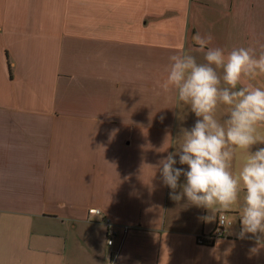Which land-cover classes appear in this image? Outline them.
<instances>
[{
  "label": "crops",
  "instance_id": "0c3cea01",
  "mask_svg": "<svg viewBox=\"0 0 264 264\" xmlns=\"http://www.w3.org/2000/svg\"><path fill=\"white\" fill-rule=\"evenodd\" d=\"M196 33L258 56L264 0H0V264H264L239 238L243 191L211 212L163 182L197 117L160 84L171 55L204 62Z\"/></svg>",
  "mask_w": 264,
  "mask_h": 264
},
{
  "label": "clouds",
  "instance_id": "9594fccd",
  "mask_svg": "<svg viewBox=\"0 0 264 264\" xmlns=\"http://www.w3.org/2000/svg\"><path fill=\"white\" fill-rule=\"evenodd\" d=\"M204 53V62L188 53L169 57L166 78L160 87L175 90L179 102L190 106L197 120L183 130L180 150L169 153L160 161L163 182L172 192L171 199L187 201L212 211L230 210L240 201L241 231L239 238L252 234L258 254L264 248V144L259 127L264 126V89L251 85L240 86L242 78L255 79L264 74V51L257 56L252 48H233L225 53L221 48H205L212 41L211 34L192 37ZM264 47V46H262ZM227 106L223 120L217 117L220 106ZM248 155L238 173L232 171L237 150ZM187 170L175 167L174 156ZM181 176L185 183L179 184ZM180 188L179 193L176 190ZM96 214H99L98 212ZM215 219V215L207 217ZM220 222L223 218L220 217Z\"/></svg>",
  "mask_w": 264,
  "mask_h": 264
},
{
  "label": "built area",
  "instance_id": "2783aa9c",
  "mask_svg": "<svg viewBox=\"0 0 264 264\" xmlns=\"http://www.w3.org/2000/svg\"><path fill=\"white\" fill-rule=\"evenodd\" d=\"M99 213V214H96V213ZM90 215L91 216H99L102 214V212L100 210H90ZM220 217L223 218V222L221 223L220 222ZM230 224V221L228 219V215L225 213V212H222L219 214V217H218V229L219 230H222L226 225H229ZM108 229H109V235L111 236V238H109L108 240V245L109 246H113L114 245V236L116 234V231L115 229L110 225V222H108ZM129 231V228H125V233ZM212 241V240H211ZM201 242H204L203 240H201Z\"/></svg>",
  "mask_w": 264,
  "mask_h": 264
},
{
  "label": "rangeland",
  "instance_id": "374dc122",
  "mask_svg": "<svg viewBox=\"0 0 264 264\" xmlns=\"http://www.w3.org/2000/svg\"><path fill=\"white\" fill-rule=\"evenodd\" d=\"M259 88L264 89V74L260 75ZM259 133L261 136H264V126H260Z\"/></svg>",
  "mask_w": 264,
  "mask_h": 264
}]
</instances>
